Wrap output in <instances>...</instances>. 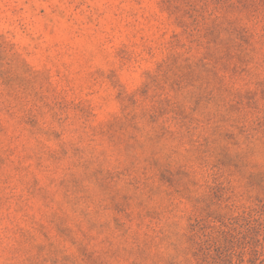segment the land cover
Segmentation results:
<instances>
[{
	"label": "rangeland",
	"instance_id": "obj_1",
	"mask_svg": "<svg viewBox=\"0 0 264 264\" xmlns=\"http://www.w3.org/2000/svg\"><path fill=\"white\" fill-rule=\"evenodd\" d=\"M232 1L0 0V264H264V4Z\"/></svg>",
	"mask_w": 264,
	"mask_h": 264
},
{
	"label": "trees",
	"instance_id": "obj_2",
	"mask_svg": "<svg viewBox=\"0 0 264 264\" xmlns=\"http://www.w3.org/2000/svg\"><path fill=\"white\" fill-rule=\"evenodd\" d=\"M232 1V0H230ZM264 4V0H233L228 7H232L239 10H253L258 12L259 6Z\"/></svg>",
	"mask_w": 264,
	"mask_h": 264
}]
</instances>
